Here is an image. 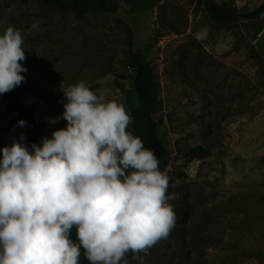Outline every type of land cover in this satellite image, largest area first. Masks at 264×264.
<instances>
[{
    "label": "rangeland",
    "instance_id": "rangeland-1",
    "mask_svg": "<svg viewBox=\"0 0 264 264\" xmlns=\"http://www.w3.org/2000/svg\"><path fill=\"white\" fill-rule=\"evenodd\" d=\"M118 1L116 13L78 15L0 0V35L9 26L23 32L27 71L18 90L34 109L37 145L66 127L62 90L79 81L132 115L135 71L121 61L146 50L177 220L166 240L141 253L143 264H264V12L224 25L209 18V0ZM214 1L243 13L264 2ZM7 103L0 95V148L21 135ZM196 146L211 154L190 157Z\"/></svg>",
    "mask_w": 264,
    "mask_h": 264
},
{
    "label": "clouds",
    "instance_id": "clouds-1",
    "mask_svg": "<svg viewBox=\"0 0 264 264\" xmlns=\"http://www.w3.org/2000/svg\"><path fill=\"white\" fill-rule=\"evenodd\" d=\"M24 42L12 26L0 35V95L25 81ZM62 92L66 127L31 150L23 134L0 148V264H81L82 255L88 264H130L129 255L143 264L141 253L176 226L170 179L129 130L122 103L84 81Z\"/></svg>",
    "mask_w": 264,
    "mask_h": 264
},
{
    "label": "trees",
    "instance_id": "trees-1",
    "mask_svg": "<svg viewBox=\"0 0 264 264\" xmlns=\"http://www.w3.org/2000/svg\"><path fill=\"white\" fill-rule=\"evenodd\" d=\"M40 3L60 12H73L78 15L87 13H116L120 8L118 0H37ZM209 18L219 24H231L240 21L242 18L257 17L264 12V2L247 13H243L238 7L228 3H218L209 0L205 3ZM124 69L135 71L134 86L138 97V107L133 111V123L129 129L136 136H139L144 146L152 150L159 160V168L162 172L170 162L171 154L160 135V127L163 123L162 103L159 99V84L153 73L148 60L147 51L136 49L130 54L128 60L121 61ZM8 99L7 111L18 121L24 120L25 126L18 129L25 139L23 143L31 150V145L36 143L34 135L35 114L31 105L23 101L18 87L5 94ZM211 150L202 146L193 147L189 151L190 157L206 158ZM72 238L75 241V230ZM81 264H88L81 256ZM129 259V257H128Z\"/></svg>",
    "mask_w": 264,
    "mask_h": 264
}]
</instances>
